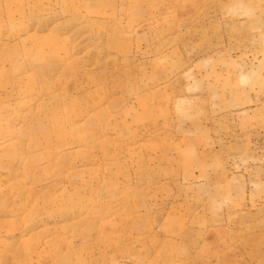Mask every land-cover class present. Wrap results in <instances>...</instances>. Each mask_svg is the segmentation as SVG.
Instances as JSON below:
<instances>
[{
    "label": "rangeland",
    "instance_id": "rangeland-1",
    "mask_svg": "<svg viewBox=\"0 0 264 264\" xmlns=\"http://www.w3.org/2000/svg\"><path fill=\"white\" fill-rule=\"evenodd\" d=\"M0 264H264V0H0Z\"/></svg>",
    "mask_w": 264,
    "mask_h": 264
}]
</instances>
